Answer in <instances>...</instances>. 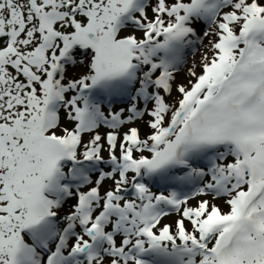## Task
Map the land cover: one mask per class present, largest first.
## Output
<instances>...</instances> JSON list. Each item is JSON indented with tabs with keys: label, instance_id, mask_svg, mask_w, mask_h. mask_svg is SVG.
<instances>
[{
	"label": "snow or ice",
	"instance_id": "1",
	"mask_svg": "<svg viewBox=\"0 0 264 264\" xmlns=\"http://www.w3.org/2000/svg\"><path fill=\"white\" fill-rule=\"evenodd\" d=\"M0 264H264V0H0Z\"/></svg>",
	"mask_w": 264,
	"mask_h": 264
},
{
	"label": "rangeland",
	"instance_id": "2",
	"mask_svg": "<svg viewBox=\"0 0 264 264\" xmlns=\"http://www.w3.org/2000/svg\"><path fill=\"white\" fill-rule=\"evenodd\" d=\"M221 206L224 208L225 211L227 210L226 206H224L223 204H221Z\"/></svg>",
	"mask_w": 264,
	"mask_h": 264
}]
</instances>
